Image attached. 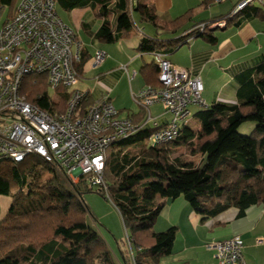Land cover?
I'll use <instances>...</instances> for the list:
<instances>
[{"label":"trees","instance_id":"trees-1","mask_svg":"<svg viewBox=\"0 0 264 264\" xmlns=\"http://www.w3.org/2000/svg\"><path fill=\"white\" fill-rule=\"evenodd\" d=\"M242 1L226 16L194 23L197 10L208 0L171 22L160 20L154 0H55L57 12L89 8L95 18L103 20L95 34L103 45L131 39L137 14L156 31L152 37L141 36L137 51L153 56L171 55L195 38L216 45L219 29L211 26L221 21L226 22L225 29L250 20L264 23V0L234 13ZM16 3L0 0L4 10L9 8V17ZM112 15L116 16L115 24L110 21ZM201 25L206 26L204 31ZM164 35L170 38H162ZM88 59L83 51L81 61L74 65L80 80ZM143 71L148 86L161 85L155 61ZM234 80L238 102L213 103L199 110L195 115L201 124L199 132L187 126L178 139L152 146L146 141L162 127L150 126L108 149L103 172L107 189L97 192L114 205L127 232L126 240L116 243L119 258L85 218L89 208L83 197L95 190L86 176L73 184L35 155L21 163L0 161V197L12 198L0 219V264H160L172 255L178 232L177 227L155 231L169 202L183 197L204 221L231 208L239 209L242 216L251 206L264 205V59L239 72ZM21 93L41 110L57 111L47 75L26 76ZM58 94L64 106L58 112L63 113L70 94L65 90ZM88 99L81 104L83 112ZM141 116L135 121H143L145 111ZM245 123H254L249 135L239 132ZM178 148H192L204 158L197 166L181 157L173 158Z\"/></svg>","mask_w":264,"mask_h":264},{"label":"built area","instance_id":"built-area-1","mask_svg":"<svg viewBox=\"0 0 264 264\" xmlns=\"http://www.w3.org/2000/svg\"><path fill=\"white\" fill-rule=\"evenodd\" d=\"M263 0H243L234 13ZM4 9L0 4V24ZM221 21L211 29H224ZM202 31L206 26L201 25ZM83 43L75 31L57 12L55 0H20L12 17L0 28V161L23 162L31 155L44 159L77 184L82 176L96 190H105L103 179L108 149L116 142L158 123L152 118L155 105L163 107L170 121L146 142L148 145L169 143L181 136L190 123L192 108L206 110L210 104L203 98L200 76L192 75L156 53L160 86L145 87L134 96L146 118L136 122L132 117L121 118L120 112L106 96L83 112L81 104L88 94L76 90L80 82L74 67L82 59ZM106 59L97 51L95 66ZM125 70H127L124 67ZM28 75H47L52 100L65 90L70 94L66 110L44 111L30 104L21 93L23 79ZM259 240L258 243H263ZM219 264H246L244 242L239 237L212 244Z\"/></svg>","mask_w":264,"mask_h":264},{"label":"crops","instance_id":"crops-1","mask_svg":"<svg viewBox=\"0 0 264 264\" xmlns=\"http://www.w3.org/2000/svg\"><path fill=\"white\" fill-rule=\"evenodd\" d=\"M204 1L154 0V5L160 20L171 22ZM240 1H219L217 6V0H208L206 6L197 10L194 23L226 16ZM64 13L61 19L75 31L89 58L83 76L87 81L80 86L79 82L76 90L88 94V106L106 96L120 112L121 118L129 116L134 120L141 119L144 110L135 102L134 96L148 86L143 70L154 62L152 54L137 51L142 33L135 31L131 39L114 46L99 44L95 34L103 20L95 18L91 9ZM110 21L115 24L116 16L112 15ZM152 29L147 36L156 35L153 26ZM215 36L218 38L216 45H210L200 38L191 39L168 55L167 59L192 75L201 77L203 98L208 104H236L235 76L264 59V23L259 20L246 21L239 27L216 30ZM162 38L169 39L170 36L164 35ZM99 50L106 53V59L96 67L94 57ZM191 111L195 117L199 109L195 107ZM151 114L158 127L167 125L171 119L160 105L152 107ZM194 124L199 132L201 124L197 118L192 122L190 120L188 127L193 129ZM200 155L202 161L204 156ZM239 213V209L231 208L214 219L204 221L183 197L169 202L156 222L155 231L164 232L177 227L178 232L172 255L163 258L160 264H219L215 251L209 247L236 236L244 242L243 257L246 264H264V242L258 243L264 240V205L251 206L242 216ZM111 248L119 258L116 245Z\"/></svg>","mask_w":264,"mask_h":264},{"label":"rangeland","instance_id":"rangeland-1","mask_svg":"<svg viewBox=\"0 0 264 264\" xmlns=\"http://www.w3.org/2000/svg\"><path fill=\"white\" fill-rule=\"evenodd\" d=\"M20 0H17L16 5ZM206 1V0H205ZM219 1H227V0H217V6L219 5ZM258 3V2H257ZM259 4V3H258ZM9 8H6L2 15V20L0 24V28L2 24L6 21L9 15ZM59 15L61 18L64 16V11L58 10ZM135 21L137 24L136 31L141 32L142 35H149L151 33L152 26L141 22L138 15H135ZM145 30L146 32H144ZM114 46V45H110ZM151 58V57H147ZM86 77H83L80 80L79 86L86 83ZM51 96H53L52 92L50 91ZM57 104V111L64 109L63 105H60V101L58 98L55 99ZM60 109V110H59ZM191 115L190 120L195 121L196 117ZM124 116V115H123ZM196 124L193 125V131H196L197 126ZM254 129V123H245L239 128V132L241 135H249L252 130ZM173 158L181 157L185 161H191L193 165L197 166L201 163V155L200 153H196L192 148H178L174 150ZM84 201L89 208V212L85 216L87 222L95 227L99 231V233L105 238L109 245H116L117 241L120 240L125 241L127 238V232L124 228L122 218L120 213L114 207V205L107 199L101 196L97 190L90 191L84 195ZM12 203V198L9 197H0V219H2L6 212L8 211L10 205Z\"/></svg>","mask_w":264,"mask_h":264}]
</instances>
